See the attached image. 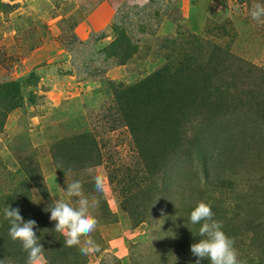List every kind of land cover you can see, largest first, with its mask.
I'll use <instances>...</instances> for the list:
<instances>
[{"label": "rangeland", "instance_id": "374dc122", "mask_svg": "<svg viewBox=\"0 0 264 264\" xmlns=\"http://www.w3.org/2000/svg\"><path fill=\"white\" fill-rule=\"evenodd\" d=\"M100 2L0 0V264H28L8 205L37 222L43 264H195L199 202L241 264H264L259 0H177L133 42L110 26L98 36L110 70L77 75L69 55L91 53L78 33L101 28L86 20ZM76 179L97 200L91 253L66 246L45 210Z\"/></svg>", "mask_w": 264, "mask_h": 264}, {"label": "clouds", "instance_id": "9594fccd", "mask_svg": "<svg viewBox=\"0 0 264 264\" xmlns=\"http://www.w3.org/2000/svg\"><path fill=\"white\" fill-rule=\"evenodd\" d=\"M251 20L264 24V0H259L250 10ZM96 187L102 190V182L96 178ZM68 199H57L45 209L50 213L49 219L55 221L54 228L64 235L66 246L79 245L84 253L99 250V245L92 239L91 234L97 227L98 220L92 209L97 204L96 198L82 195V183L79 179L73 180L64 189ZM78 197L72 201L71 198ZM7 219L9 235L18 240L28 253V264H43V246L40 237L36 235L37 222L33 219H23L20 209L9 205L4 210ZM214 213L209 203L199 202L191 211L189 219L192 224L200 227L195 235L200 239L190 245L191 253L197 257L195 264L207 260L210 264H241L238 251L234 247V239L226 235L221 227V221L213 219ZM87 239L81 244V236Z\"/></svg>", "mask_w": 264, "mask_h": 264}, {"label": "crops", "instance_id": "0c3cea01", "mask_svg": "<svg viewBox=\"0 0 264 264\" xmlns=\"http://www.w3.org/2000/svg\"><path fill=\"white\" fill-rule=\"evenodd\" d=\"M177 0H102L98 3L86 19L90 26L97 22L101 28L94 30L90 34L80 35V46L88 48L91 52L88 56H81L76 49L71 52L70 59L74 66V71L78 75L91 73L95 76L102 75L109 71L113 60L106 57V53L101 49L105 35L110 26H121L128 32L131 41L138 38L141 32H151L152 29H144V26L154 25L160 18L170 21V7ZM158 12L155 17L153 12ZM157 18V19H156ZM85 21V20H84ZM92 25V26H93ZM77 34V28H75ZM92 34V35H91ZM100 37V36H99ZM98 38V39H97ZM100 39V40H99ZM145 39L144 33L141 40ZM76 47V46H75Z\"/></svg>", "mask_w": 264, "mask_h": 264}]
</instances>
